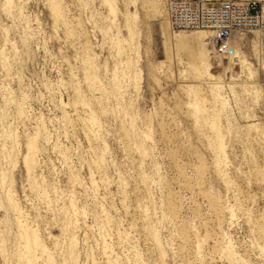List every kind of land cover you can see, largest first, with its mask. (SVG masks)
<instances>
[{"label":"clouds","instance_id":"1","mask_svg":"<svg viewBox=\"0 0 264 264\" xmlns=\"http://www.w3.org/2000/svg\"><path fill=\"white\" fill-rule=\"evenodd\" d=\"M171 4L0 0V264H264V26Z\"/></svg>","mask_w":264,"mask_h":264},{"label":"built area","instance_id":"2","mask_svg":"<svg viewBox=\"0 0 264 264\" xmlns=\"http://www.w3.org/2000/svg\"><path fill=\"white\" fill-rule=\"evenodd\" d=\"M171 13L173 20L200 25L186 30L202 29L225 36L264 26V0H172ZM212 39L220 46V37L212 36Z\"/></svg>","mask_w":264,"mask_h":264},{"label":"rangeland","instance_id":"3","mask_svg":"<svg viewBox=\"0 0 264 264\" xmlns=\"http://www.w3.org/2000/svg\"><path fill=\"white\" fill-rule=\"evenodd\" d=\"M187 31H198L200 32L201 34H204V33H210V31H207V30H202V29H198V30H187ZM177 33H179L180 35H183L184 32L181 30V31H177ZM238 33V32H237ZM235 34V33H234Z\"/></svg>","mask_w":264,"mask_h":264},{"label":"bare ground","instance_id":"4","mask_svg":"<svg viewBox=\"0 0 264 264\" xmlns=\"http://www.w3.org/2000/svg\"><path fill=\"white\" fill-rule=\"evenodd\" d=\"M241 32V31H240ZM211 33V32H210ZM237 33V32H236ZM211 39H212V37H210ZM212 41H213V39H212ZM213 43H214V41H213ZM218 47H219V45H217Z\"/></svg>","mask_w":264,"mask_h":264}]
</instances>
